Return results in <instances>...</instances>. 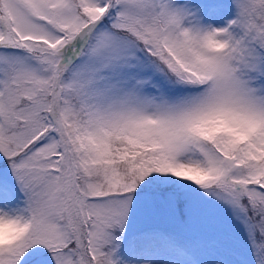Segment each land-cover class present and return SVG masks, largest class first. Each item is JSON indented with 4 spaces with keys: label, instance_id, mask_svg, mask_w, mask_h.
Masks as SVG:
<instances>
[{
    "label": "snow or ice",
    "instance_id": "6c2138e0",
    "mask_svg": "<svg viewBox=\"0 0 264 264\" xmlns=\"http://www.w3.org/2000/svg\"><path fill=\"white\" fill-rule=\"evenodd\" d=\"M0 264H264V0H0Z\"/></svg>",
    "mask_w": 264,
    "mask_h": 264
}]
</instances>
